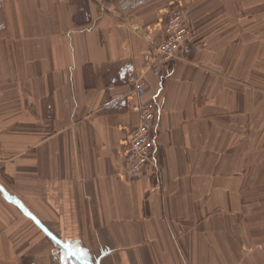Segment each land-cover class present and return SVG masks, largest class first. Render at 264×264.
<instances>
[{
    "label": "crops",
    "instance_id": "1",
    "mask_svg": "<svg viewBox=\"0 0 264 264\" xmlns=\"http://www.w3.org/2000/svg\"><path fill=\"white\" fill-rule=\"evenodd\" d=\"M178 2L191 40L155 75ZM237 15L233 0H0V264H264V82ZM147 101L159 170L121 179Z\"/></svg>",
    "mask_w": 264,
    "mask_h": 264
},
{
    "label": "built area",
    "instance_id": "2",
    "mask_svg": "<svg viewBox=\"0 0 264 264\" xmlns=\"http://www.w3.org/2000/svg\"><path fill=\"white\" fill-rule=\"evenodd\" d=\"M184 14V7L178 2L163 20L162 39L154 49L151 59V69L155 75H160V67L167 66L173 61L190 41L192 30ZM128 80L135 94L138 96L144 94V83L139 76L130 75ZM138 111L140 115L137 125L122 142L123 173L121 179H136L147 168L153 172L159 170L155 155V123L158 105L155 101L143 102L138 107Z\"/></svg>",
    "mask_w": 264,
    "mask_h": 264
},
{
    "label": "rangeland",
    "instance_id": "3",
    "mask_svg": "<svg viewBox=\"0 0 264 264\" xmlns=\"http://www.w3.org/2000/svg\"><path fill=\"white\" fill-rule=\"evenodd\" d=\"M217 2L218 8L220 2ZM233 2L238 11L237 21L239 23L237 27L239 31L236 32L234 36L239 38L240 41L242 38V42L254 44L253 47L249 46V51L245 48V53L248 56H252L256 55V50L258 51L259 57L256 55L258 64L254 67V73L259 74L258 77L263 78L264 82V0H233ZM186 14L187 10H185L184 15L188 25L190 26ZM255 59L256 58L250 60V65L253 64V60Z\"/></svg>",
    "mask_w": 264,
    "mask_h": 264
}]
</instances>
